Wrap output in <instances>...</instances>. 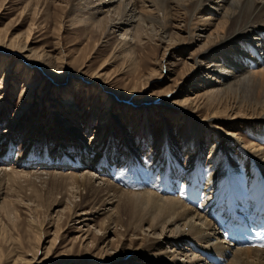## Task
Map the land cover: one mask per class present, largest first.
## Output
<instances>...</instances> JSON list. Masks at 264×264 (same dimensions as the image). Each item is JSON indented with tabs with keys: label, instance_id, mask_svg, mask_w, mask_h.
<instances>
[{
	"label": "rangeland",
	"instance_id": "1",
	"mask_svg": "<svg viewBox=\"0 0 264 264\" xmlns=\"http://www.w3.org/2000/svg\"><path fill=\"white\" fill-rule=\"evenodd\" d=\"M120 1L0 0V36L28 41L37 54L28 63L13 49L4 56L0 52V264H9L17 251L28 252L26 257L32 264H156L152 257L161 235L158 230L154 233L144 225L141 230L125 231L121 224L108 223L105 211L78 216L87 211L94 214L95 207L88 203L75 209L74 204L81 202V189L63 174L91 172L124 190H149L147 186L136 189L126 185L120 171L130 169L134 164L131 160L139 159L143 179L150 180L152 173H147L153 166L155 173L165 174L168 161L165 143H160L169 134L174 142L172 154L186 159L183 171L190 170L194 153L180 151L179 144L190 129L199 128L205 148L198 155L203 153L204 162L215 148L223 162H239L245 169L250 166V159L242 152L244 145L248 147L245 136L264 131V125H250L227 115L213 117L205 99L223 93L222 89L240 75L225 78L215 72L214 65L229 64L225 60L229 55L214 52L212 60L203 61L205 70L190 74L188 67L201 56L200 35L204 34L200 31L204 29H195L201 39L195 41L190 38L191 18L188 13L183 17V10H175L173 24L178 29L167 31L159 11L152 18L146 17L144 2L139 0L134 11L129 12L131 4L128 6L125 16ZM89 15L95 22H77V17ZM178 33L187 38L185 44L171 40V35ZM234 45L238 50V43ZM128 46L136 50L135 59L124 53ZM244 68L240 66V70ZM200 94L204 98L195 99ZM186 98L192 99L190 104L182 102ZM236 99L241 102L244 98L236 95ZM228 103L236 105L234 100ZM146 132L151 147L146 143ZM116 169L119 172H113ZM33 172L36 175L27 174ZM229 198L228 194L225 199ZM223 203L214 207L223 210ZM191 205L196 208L201 203ZM225 206L230 209L229 204ZM206 213L220 236H211V243L193 239L189 244L197 246L194 252L212 264L200 249L221 241L227 247L231 242L222 238L211 212ZM85 217L89 218L86 222ZM189 244L180 249L186 246L191 250ZM230 247L226 259L232 258L238 247L253 248ZM33 250L38 252L36 258L31 255Z\"/></svg>",
	"mask_w": 264,
	"mask_h": 264
},
{
	"label": "bare ground",
	"instance_id": "2",
	"mask_svg": "<svg viewBox=\"0 0 264 264\" xmlns=\"http://www.w3.org/2000/svg\"><path fill=\"white\" fill-rule=\"evenodd\" d=\"M136 1L138 2L139 0H129V2L127 1L128 3L122 0L120 1V5L122 3L124 5L125 16L128 15L125 10L130 4L131 6H129L128 9L129 12L136 9ZM141 1L144 2L143 9H146V17L152 18V14L156 12V10L162 13L161 15L167 22V31L170 28L178 29V27L173 24V20H175V10L178 8L183 10V17H186L187 13V15L190 16L192 26L190 38L199 41L201 40L199 37L202 36L203 39L198 50V52H201L200 59L196 64L191 67L189 66L187 72L189 71L190 73L193 71V74L198 75L201 71L205 70L203 61L206 59L212 60L213 53L215 52V54L219 53L223 56L229 55V57L225 58L226 62H229V64H226V67L214 65L216 68V71L214 70L215 72H218L225 78H234L237 73H240L238 76L239 78L237 77V80L234 79L235 81L233 84L230 83V85H227L228 83H225L227 86L222 89L223 93L226 94L225 96H223L222 92H219L220 95H215L213 93L211 94L212 96L207 95L205 97L208 105L212 107V109L209 107L211 110H209L208 113L213 117L227 115L228 118L231 119H244L247 121V124L250 125H264V0H220V3L218 0H148L147 2L150 3L148 7L145 0ZM130 18L131 17H128L127 19ZM76 19L77 22L86 24L95 22L94 16L92 15L77 17ZM183 21H185V18ZM197 28H203L204 31L200 32L204 35L199 36V32L195 31ZM209 31L210 33L207 34ZM171 40H177V44L183 45L187 38L181 33H178L172 34ZM235 43H238V50L234 45ZM126 44L128 45V43ZM125 48L126 49L123 50L124 53L135 59L136 50L129 46ZM12 49L23 54L24 56L22 57H24V61L28 63H30L29 60L36 54L30 44H28V41L21 43L7 36H0V52L2 55H7L9 52L8 50L11 51ZM34 57L36 58V56ZM40 57L38 56L39 61H41ZM4 59L5 58H3V60ZM230 61H232V63H230ZM50 62L52 63V61ZM35 65L36 64H34V66ZM47 65L48 64H45V66ZM242 65H245V68L240 70V66ZM30 68H33V66ZM229 68H233L232 70L235 72L231 71ZM48 69L51 71V69L53 70L54 68L49 65ZM226 82H228V80H226ZM36 86L37 84H34L32 88L35 89ZM133 91H136V88H133ZM235 92H238V94ZM214 95L215 97H213ZM236 95H240L244 99L238 102ZM105 96H108V94ZM129 97H127V99H129ZM198 97L201 99V97L204 98V95H197L195 99ZM191 100L192 99L186 98L185 101L182 102L190 104ZM232 100L236 102V105L228 106V102ZM145 102L146 100L144 104ZM176 104L179 105L180 102H176ZM20 112L22 113V111ZM192 130L190 129V131L185 134L181 144L178 143L180 145V151L186 150V152L191 154L194 153L192 156L195 158L189 163L191 167L190 170L183 171V166L187 165L186 159L172 154L171 145L174 144V142L170 139L169 134L167 138L166 136L163 137V142L161 141L160 143V145L165 143V147L163 148L164 157H167L168 161V163L164 162L167 163L166 167H168L165 174H158L159 171L155 173L153 166L150 167L149 173H147H152L150 180L147 181L143 179L140 176L143 172V163L139 159L136 161L131 160V163L134 164H131L130 169L126 168L120 171L124 177L121 179L126 185L136 187V189L147 186L149 190H124L108 180L96 178L94 173L91 172L63 174L62 176H64L65 179L69 178L72 180V185L81 189L78 195L81 197V202L74 204L75 209L78 207L81 208L88 203H91L92 206L95 207L94 214L87 211L79 213L78 216H95L105 211L108 213V223L121 224L125 227V231H130L131 229H135V231L141 230L144 225H148L154 233L158 230L161 235L157 239L158 246H156V253L152 257L156 264H208L202 256L200 257L194 252L198 249L197 246L189 244V242L192 243L191 240L197 239V241H204L206 243L209 242L211 236L214 238L219 237V232L215 229L216 226L213 224V220L210 221V217V219H207L208 216L206 212H211L216 224L225 223L230 215H232V218L237 217L233 216L231 210L235 207L241 209L243 206L239 204L240 202L247 207V219H245V216L240 217V219L243 221L248 219L254 221L253 223L258 225V229L262 228L259 235L254 236L252 240V243L262 245V247L258 249H242L238 247V249H235V252H232L233 255L231 256L233 257L229 259L225 257H227L226 253L228 250L232 249L230 247L232 243L228 244L227 247L223 241L215 244L213 243L211 246L207 245L209 247H206L204 250L200 249V252L205 256V250L210 252L208 258L213 260L212 264H264V131L261 130L255 135L252 133L245 136L244 141L248 147L244 145L245 147H242V152L246 157L245 159H250V166L247 167V170L239 162L236 165L223 162L220 151L215 148L210 149L211 157H209L210 159L208 158L209 161L207 159L204 162L202 158L203 153L198 155V151H202L205 148V143L201 137V131ZM144 135L147 137L146 143L151 147L152 142L149 141V133L146 132ZM154 148L155 147H153V149ZM129 154L130 156L133 155L131 152H129ZM207 163L208 166L206 165ZM114 171H118V169L113 170V172ZM246 172L247 174H245ZM27 174L33 175L35 173ZM49 174L50 176L57 175L56 173ZM192 175H194V178L191 177ZM186 179L189 182L186 181L180 188L183 195H178V193L171 190V187L176 185L180 186L179 180L184 182ZM201 191L205 192L204 196L202 198H197V195L199 196ZM166 193L172 195L164 197L163 195ZM228 194L230 198L226 200L225 197H227ZM197 201L201 202V206L193 208L195 205L191 204H197ZM222 201L224 202L223 210L221 207H214V205L220 204ZM226 204L230 205V209L225 206ZM77 210H75V213ZM88 219L89 218L85 217L83 221L86 222ZM161 238H163V240H161ZM184 244L191 245V250H194L191 251L187 249L188 247L186 246L184 250H181L180 246ZM167 246H169V248L172 246L176 249H172L171 251ZM159 247L160 249H157ZM117 250L118 249H116V251ZM50 251L51 246L47 252L49 253ZM186 251H189L190 254L186 253ZM17 252L12 256L9 264L33 263V261L26 257L29 255L27 254L28 252ZM217 254H219L223 260H220V256ZM31 255L33 258H36L38 252L33 250V254ZM250 259L252 260L250 261Z\"/></svg>",
	"mask_w": 264,
	"mask_h": 264
}]
</instances>
